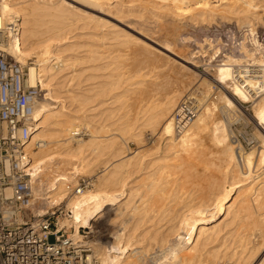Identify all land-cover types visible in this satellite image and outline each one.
<instances>
[{"label": "bare ground", "instance_id": "6f19581e", "mask_svg": "<svg viewBox=\"0 0 264 264\" xmlns=\"http://www.w3.org/2000/svg\"><path fill=\"white\" fill-rule=\"evenodd\" d=\"M161 1L168 3L167 8L169 6L173 14L171 18L175 17L177 21L187 17L190 20L187 22L196 20L199 24L205 21L212 23L213 20L215 23L217 18L220 21L234 18L235 24L246 27L250 35L255 32V24L263 21L262 15L257 13L255 0H160L159 3ZM74 3L98 12L106 7L114 8V4L110 6V0H0V25L6 28L17 18L21 26L20 38L9 39L6 51L26 65L27 85L35 87L39 82L44 92L36 103L35 128L30 132L25 150L30 157L28 169L34 196L39 199L36 192L41 191L45 210L51 211L63 205L69 214L60 222L58 229L65 228L69 239L79 241L83 239L79 230L89 229L90 233L97 225L96 221L105 215V222L109 224H103L108 229L114 228L111 236L108 234L109 240H106V245L94 240L90 243L99 264H237L234 263L237 254L240 264H264V88L258 90L261 87L260 76L254 69L264 70V42L252 39L253 48L249 49L246 36L243 37L238 54H223L217 64L214 63L211 73L199 71L198 85L193 81L194 88L188 95L185 92L190 91L192 79L184 77L175 89L168 94L163 92L166 95H160L158 99L151 89L143 87L144 79L140 75L135 80L131 78L133 75H125L120 67L121 61H118L122 60L121 55L120 58L118 55L110 56V60L115 61H107L108 58L107 62L100 61L103 59L100 56L102 48L104 51L111 44L120 49L122 46L127 48L129 41L124 37L120 40L121 34L111 32L115 29L97 34V38L92 39L97 43H89L87 37L88 42H78L75 34L67 36L76 21H82V27L89 26L90 21L102 22L99 17L75 7ZM262 4L258 7H262L261 14L264 15ZM154 5L153 9H157ZM104 40L116 42H102ZM204 42L211 48L210 60L214 62L221 54L219 47L213 46L210 39H204ZM197 44L199 50L195 53L202 55L205 45ZM184 62L190 66L178 63L184 71L196 72L191 71V68L194 70L199 66L196 62L185 59ZM99 70L109 72H101L99 78L96 73ZM80 81H86V89L82 87L81 91H76L73 86ZM213 86L215 101H204L210 97ZM182 94L183 97L195 98L200 110L185 131L176 136L172 114L182 100ZM131 96L139 104L132 116L127 103ZM246 103H251L249 113L243 108ZM121 110L125 111L120 114ZM217 111L222 114L219 116L221 119L215 118ZM241 113L258 129L255 137L259 145L252 146L250 152L244 151L232 139L227 128V122L238 120ZM111 118L114 120L104 124ZM146 130L154 136L153 142L148 148L146 146L147 149L131 153L128 144L133 142L141 147ZM82 134L88 138L77 137ZM206 156L212 158L207 162ZM98 158L102 159L100 166L96 165L100 171L95 173L94 170H98L92 167ZM199 165L203 172L214 171L212 173L220 175L218 178L209 177L206 184L201 180L205 186L200 185L201 182L196 184V179L201 178L198 175L201 172L197 173ZM81 175L94 176L92 190L74 191ZM179 179L194 190L180 187L182 182ZM177 180V183L181 182L179 187L175 183ZM219 217H228V225L235 223L231 225L235 229L231 230L233 234L234 231L247 230L253 232L254 238L251 235L247 237V231L241 233L243 235L237 242L233 240L236 233L232 237L230 231H225L219 236L222 231L216 223ZM237 234L240 235L239 232ZM227 236H231L233 245L238 243L240 249L232 248L231 244L229 252V246L225 244ZM256 237L260 239L259 243L258 240L254 242Z\"/></svg>", "mask_w": 264, "mask_h": 264}, {"label": "rangeland", "instance_id": "374dc122", "mask_svg": "<svg viewBox=\"0 0 264 264\" xmlns=\"http://www.w3.org/2000/svg\"><path fill=\"white\" fill-rule=\"evenodd\" d=\"M121 1V2H120ZM110 0V6L111 5H115L116 6V4L118 5V7H120V8H118L117 6H116V8H115V6L113 5V7L114 8H112L111 9V7H106V9L104 8V9H102V11H93V10H90V9H88V8H85L83 5H81L80 4V6L77 4H73L75 7H79L78 9H81V10H83V11H85L86 12V14H90L91 16H94V17H99V19L104 23H102V22H100L99 24H97L95 21H90V22H88V24H89V26L88 25H86L85 27H82L81 26V23H82V21H76L75 22V25L73 26V29H72V31H71V33L68 35L67 34V36H70V35H76L74 38L76 39V40H78V42H84L85 40H86V42H88L89 40H90V42L89 43H97V41L95 40V41H93L92 39L94 38V39H96L97 37H96V35L97 34H101V33H103L104 31H105V33H106V30L107 31H109V30H111V29H117L116 31L114 30V31H111V32H113L114 34L117 32V33H119L118 35H120L121 34V36L119 37V39L121 40V39H123V37H124V39H126V40H128L129 41V43H128V45H127V48H126V46L124 47V46H120L122 49H120V48H118V47H116V46H114L113 44H111V46L113 45L114 47H115V49H112L113 48V46H112V48H111V46H110V48L114 51V53H111V52H113V51H111V49L110 48H106L104 51H102L104 48H100L101 49V53H100V56L103 58L102 60H100L101 62L102 61H106V59H107V61L108 60H110L111 58H110V56H112V58H113V56H117L118 58H120L121 57V59L122 60H118V58H115L116 60H118V61H121V65L123 66V68H122V66H120L121 67V70L122 71H125V75L128 77V76H130L131 77V75H133L131 78L133 79V80H135V79H137V78H139L140 76H141V78H143L144 79V84H143V87H148L149 89H151V93L152 94H154L155 96V98H158V99H160L161 98V96L163 97V96H165L166 94H168L170 91H171V89L173 90V89H175L177 86H178V84H179V82H180V80H183V79H188L189 80V78H191L190 80H191V85L192 86H190L191 88H190V91L189 90H187L185 93L188 95V93L189 92H191L192 90H193V88H194V85H193V83L195 82V83H197L198 82V80H199V76H201V74H200V72L201 71H203V70H207L206 72H209V73H211L212 72V70H213V68H214V65L215 64H217L216 62H218V60H220V58H222L221 56H223V54H228V53H231V54H234V55H236V54H238L239 53V42L243 39V37H245L246 36V43H248L247 44V46H248V48L249 49H251V48H253L252 46V43H250L251 42V40L252 39H254V40H257L258 42H260V43H262V42H264L263 40H264V15H263V13L261 14V8L262 7H258V5L259 6H261V5H263L262 3H264V1L262 2V1H260V2H256V0H255V4L257 5V8L256 9H258L257 10V13H259V15H262L261 16V20H263L262 22H261V20L259 21V22H261V23H259L258 24V22H257V24H255L256 26V29L254 28V33H253V35H250V34H248V31H246V27L245 28H241L240 26H238V25H236L237 24V22H234V18H231V20H229V21H227V22H229V23H227L226 21H220L221 19H219V18H217V20H215V23H214V20L212 21V23H210L211 21H209V22H199V24L197 23V21L196 20H191V22H187V21H190V20H187L186 18L187 17H185V20L184 19H181L180 21L178 20L177 21V19H175V17H173V18H171V16L173 15V14H171L170 13V9H169V6H168V8H167V5H168V3L167 4H165L166 2L165 1H163V3H162V1H161V3H159V1L160 0H157V2H156V0L154 1V0ZM149 1V2H148ZM155 2V3H153V2ZM210 2H211V0H209ZM217 1V0H216ZM116 2H118V3H116ZM123 2H124V6H123ZM215 2V1H214ZM213 2V4H215ZM128 5H127V4ZM217 3V2H216ZM129 4H131V5H129ZM154 4H156V6H157V9H153V8H155V5ZM120 5H122V7L120 6ZM126 5L127 6H129V7H126ZM135 5V6H134ZM159 5H161V6H164V5H166V7H164V8H160V6ZM82 6V7H81ZM131 6V7H130ZM125 7V8H124ZM135 7V8H134ZM142 7V8H141ZM146 7V8H145ZM160 9H159V8ZM131 8H133V10L132 11H130V9ZM136 8H138V9H136ZM165 8H167V10L165 9ZM111 9V11H108V10H110ZM114 9H116V11H117V15H116V11L114 10ZM123 9H127L126 10V12H125V10H123ZM148 9L152 12H150V11H148ZM259 9H260V11H259ZM106 10V11H105ZM153 10V11H152ZM156 10V11H155ZM158 10L160 11V12H158ZM164 11L165 12V15H163V13L164 12H162V11ZM88 11V12H87ZM108 11V12H107ZM121 11H122V13H121ZM128 11V12H127ZM102 12V13H101ZM118 12H120V14L118 13ZM125 12V13H124ZM129 12H131V14L132 13H134V12H138L137 14L135 13V14H133V15H130V13ZM155 12V13H154ZM159 14L160 13V15H158L157 13ZM104 13V14H103ZM107 13V14H106ZM129 13V14H128ZM154 13V14H153ZM169 14V16L167 17V15ZM100 14V15H99ZM106 14V15H105ZM124 14V15H123ZM142 14V15H141ZM153 14V15H152ZM162 14V15H161ZM167 14V15H166ZM171 14V15H170ZM109 15V16H108ZM118 15H119V17H118ZM120 15H121V17H120ZM122 15H123V17H122ZM141 15V16H140ZM158 17H157V16ZM111 16H112V18H111ZM125 16V17H124ZM132 16V17H131ZM137 16V17H136ZM152 16H153V18H152ZM156 16V17H155ZM161 16V17H160ZM164 18H163V17ZM155 17V18H154ZM168 19H167V18ZM177 18V17H176ZM154 19H156V20H154ZM161 20V21H158V20ZM174 19V20H173ZM170 20H171V23H170ZM233 20V21H232ZM89 21V20H88ZM107 22V24H106V22ZM163 21V22H162ZM168 21V22H167ZM182 21H184L185 23L187 22V24H185L184 22H182ZM219 21V22H218ZM86 22H87V20H86ZM173 22V23H172ZM226 22V23H225ZM95 23H96V27H98V29H96V27H94L95 26ZM180 23V24H179ZM236 23V24H235ZM83 24V23H82ZM102 24V25H101ZM169 24H171V25H169ZM173 24V25H172ZM176 24V25H175ZM198 26H197V25ZM263 24V25H262ZM97 25H101V26H97ZM109 25V26H108ZM110 25H112L111 27H110ZM191 25V26H190ZM257 25H262V26H257ZM195 26V27H194ZM82 27V28H81ZM90 27V28H89ZM238 27H240V28H238ZM261 27V28H260ZM95 28V29H94ZM258 29V30H257ZM119 30H121V31H119ZM93 32H95L94 34L95 35H93L92 36V34H93ZM110 32V31H109ZM109 32H107L108 33V35H110V33ZM121 32V33H120ZM116 33V34H117ZM122 33H123V36H122ZM168 33V34H167ZM89 34H91V35H89ZM79 35V36H78ZM111 35H113V34H111ZM169 35V36H168ZM78 36V37H77ZM88 36H90V37H88ZM126 36V37H125ZM175 36V37H174ZM257 36V37H256ZM89 39V40H87V38ZM96 37V38H95ZM129 37V38H128ZM175 38V39H173V38ZM184 39H183V38ZM187 37H189V39L187 38ZM79 38V39H78ZM86 38V39H85ZM182 38V39H181ZM186 38H187V40H186ZM131 39H132V41H131ZM204 39H210V42H211V44L213 45V46H216V48H218L219 47V52H221V54H219L218 55V57L215 59V60H213L214 62H212L211 60H210V53H211V48H209V45H208V43L207 42H204ZM250 39V40H249ZM185 40V41H184ZM248 40H249V42H248ZM91 41H93V42H91ZM107 41H110L111 43L112 42H114L115 40H104V41H102V42H107ZM131 41V42H130ZM116 42V41H115ZM136 43V44H134V43ZM203 43L205 46H204V49L203 50H205V53H203L202 55L200 54V53H195L196 51H198L199 50V45L197 44V43ZM131 43V44H130ZM207 43V44H206ZM132 45V46H131ZM134 45V46H133ZM207 45H208V47H207ZM105 46H107V45H105ZM128 46L130 47V49L128 48ZM197 46V47H196ZM251 47V48H250ZM108 49V50H107ZM206 49L208 50V51H206ZM120 50V51H119ZM122 50V51H121ZM82 51V50H81ZM108 51H110V52H108ZM118 54H117V53ZM111 53V54H110ZM119 53H121V54H119ZM80 54V53H79ZM81 54H82V52H81ZM80 54V55H81ZM105 54V56H103ZM115 54V55H114ZM107 55V56H106ZM109 55V56H108ZM121 55V56H120ZM125 55V56H124ZM120 56V57H119ZM124 58V60H125V58H126V60L125 61H123V58ZM128 59V60H127ZM184 59L187 61H191L192 63H193V61H194V64H198L197 66V69H195L194 68V70H193V68H191V71H196V72H194V73H192V72H190V71H184L183 69H182V67H181V65L179 66V64L178 63H181V64H183V65H185V66H187V67H190L189 65H187V64H185V62H184ZM104 61V62H105ZM106 61V62H107ZM110 61H115L114 59H112V60H110ZM118 61H116V62H118ZM126 61H128V62H126ZM29 62H31V61H29ZM98 62V61H97ZM97 62H95L96 64H97ZM100 62V63H101ZM104 62H102V63H104ZM130 62V63H129ZM196 62V63H195ZM204 62L206 63V62H208V64L206 65H204ZM99 62H98V64H100ZM101 63V64H102ZM211 63V64H210ZM215 63V64H214ZM120 64V63H119ZM87 64H85V66H86ZM88 65H90V64H88ZM129 65V66H128ZM209 65H211V67L209 66ZM28 66V65H27ZM161 66V67H160ZM204 66V67H203ZM130 67V68H129ZM203 67V69H201ZM210 67V68H209ZM126 68H129V69H126ZM172 68V69H171ZM175 68V69H174ZM178 68V69H177ZM170 69V70H169ZM128 70V72H126ZM131 72H130V71ZM133 70V71H132ZM138 70V71H137ZM180 70V71H179ZM105 71V72H104ZM104 71H102V70H99V71H97L96 73L99 75V74H102V73H106V72H109V70H104ZM137 71V72H136ZM177 71V72H176ZM200 71V72H199ZM102 72V73H101ZM110 72H111V70H110ZM141 72V73H140ZM179 72V73H178ZM190 72V73H189ZM127 73H128V75H127ZM137 73V74H136ZM144 75H143V74ZM173 73V75H171ZM187 75H186V74ZM131 74V75H130ZM146 74V75H145ZM154 74V75H153ZM176 74V75H175ZM190 74V75H189ZM196 74H198V75H196ZM104 75V74H103ZM140 75V76H139ZM179 75H180V77H179ZM100 77L99 78H101V75H99ZM136 76H137V78H136ZM139 76V77H138ZM150 76H153L152 78H148V77H150ZM181 76H182V79H181ZM196 76V77H195ZM197 76H198V79H197ZM156 77V78H155ZM179 77V78H178ZM185 77V78H184ZM102 78H103V76H102ZM177 78V79H176ZM131 79V80H132ZM149 79V80H148ZM152 79H155L154 81H152ZM194 79V80H193ZM98 80H102V79H98ZM151 80V81H150ZM175 80V81H174ZM147 81V82H146ZM155 81H157V82H155ZM178 81V82H177ZM194 81V82H193ZM85 82V83H84ZM84 82H82V81H80V83H77V85H75V86H73L74 87V89L77 91V89H78V91H81V88L83 87H85V84H86V81H84ZM148 82H149V86H148ZM152 82L154 83V84H152ZM165 82V83H164ZM176 82H177V84H176ZM166 83H167V85H166ZM80 84H81V86H80ZM169 84H171V85H169ZM78 85L80 86V87H78ZM174 85V86H173ZM196 85H198V83L196 84ZM167 86V87H166ZM170 86H172V87H170ZM36 87H37V89L39 90V92H40V96H42V94L44 93L43 91H41V87H40V84H39V82L36 84ZM152 87V88H151ZM156 87V88H155ZM159 87V88H158ZM165 87V88H164ZM193 87V88H192ZM196 87V86H195ZM84 89H86V87L84 88ZM168 89V90H167ZM83 90V89H82ZM117 90H119V89H117ZM117 90H115V91H117ZM212 90H213V92L210 94V97L208 96L207 98H204V101H210V100H212V101H215V99L213 98V97H215L216 95V90L214 89V86L212 87ZM215 90V91H214ZM115 91H113V92H115ZM153 91H154V93H153ZM156 91H158V92H156ZM169 91V92H168ZM163 92L164 93H166V94H163ZM194 93H196V95L198 96V97H200L198 94H197V92H194ZM214 93V94H213ZM157 95V96H156ZM161 95V96H160ZM185 95V94H184ZM186 95V96H187ZM134 96V95H133ZM133 96H131V98L133 97ZM181 97H183V94H182V96ZM181 97H180V99H181ZM185 97V96H184ZM106 98H107V96H106ZM130 98V99H131ZM209 98V99H208ZM128 100V108L130 109V111H129V113H130V115L132 116L133 114H134V111H136V106H138L139 104H138V102L135 100V97H133V99H131V100ZM179 99V100H180ZM136 101V102H135ZM131 102V103H130ZM134 102H135V105H133L134 104ZM133 103V104H132ZM131 104V105H130ZM138 104V105H137ZM130 106H131V108H130ZM251 103H246V104H244L243 105V108L244 109H246V111L249 113L250 112V110H251ZM135 108V109H134ZM250 109V110H249ZM123 111H125V110H121L120 111V114L123 112ZM219 112L220 111H217L216 112V116H215V118H217V119H221L219 116H222V114L220 113L219 114ZM218 115V116H217ZM115 117H117V116H115ZM114 117V118H115ZM245 115H243L242 113L240 114V116H239V119L238 120H236V121H234V120H232V122H231V120H230V122L228 123L227 122V128H228V132H231V134H230V136H236V135H238V134H241L242 136H249L250 134H253L254 136H256V132L255 131H257L258 129H257V127H255V125L253 124V122L250 120L249 121V119L246 117ZM114 118H111V120L110 119H107V120H105L104 121V124H109V122H111L112 120H114ZM241 118V119H240ZM234 121V122H233ZM106 122V123H105ZM257 129V130H256ZM151 132L150 131H148V130H146L145 132H144V134H143V143H142V146L140 147L139 145H135V143H133V142H130L128 145H129V147H131V148H129V150L131 151V153L132 152H136L137 150L139 151V150H144V149H147L150 145H151V143L153 142V138H154V136L152 135V134H150ZM77 137H82V138H84V139H86V138H88L87 137V135L86 134H82V135H80V136H77ZM257 137V136H256ZM259 141V140H258ZM145 142V143H144ZM145 144H147V145H145ZM143 145H145V146H143ZM258 145H259V143H258ZM257 145V146H258ZM136 146H138V147H136ZM146 146H147V148H146ZM139 148V149H138ZM244 151H248V152H250L251 150H252V148H244L243 149ZM129 151V152H130ZM212 157H210V156H206V161L207 160H210ZM102 159H100V158H98L97 159V161L94 163V166L92 167V168H94L95 167V169L97 168V170L98 171H96V170H94V172L95 173H97V172H99L100 171V168L99 167H97L96 165H99V162L101 161ZM98 162V163H97ZM208 162V161H207ZM100 166V165H99ZM68 169H69V167H67ZM200 171H199V170ZM203 168H202V166H198L197 167V173L198 172H201V173H198V175H200L201 176V178L202 177H204L205 178V176H207L205 179L204 178H200V177H198V179H196V184H199L200 182V185H202V186H205L204 185V183L206 184V182L208 181V180H206V179H210L211 177H216V178H218L217 176L218 175H220L219 173L217 174V172L214 174V173H212V172H214V171H208V173L207 172H203V170H202ZM202 170V171H201ZM66 171H68L67 169H66ZM202 172H203V174H202ZM205 175V176H202V175ZM209 175V176H208ZM176 176H178V175H176ZM81 177H86V189H84V190H89V189H93L94 187H92L93 186V182H94V180H95V178H94V176H93V178H92V176H86V175H81ZM133 177L135 178V175H133ZM132 177V178H133ZM179 177H180V175H179ZM210 177V178H209ZM133 178V179H134ZM178 178V177H177ZM204 182V183H202V181ZM179 181H181V179H179ZM178 180L175 182V183H177V182H179ZM182 182V183H181ZM180 183H181V185H179L180 187H183V188H185V189H188L189 191H190V189H192V188H190L191 186L189 185H187L186 183H183L184 181L182 180ZM195 182V181H194ZM199 182V183H198ZM89 183V184H88ZM175 183L174 184H172V189L174 188V186H175ZM180 183H177V186H178V184H180ZM187 187H186V186ZM178 186V187H179ZM170 188V189H171ZM176 188V187H175ZM192 190H194V188L192 189ZM36 195H37V197L39 198V203H40V205L42 206V207H40L37 211L38 212H44L45 211V204H44V200H43V196L41 195V191H38V192H36ZM42 208V209H41ZM60 208H63L64 209V207H63V205L60 207ZM113 208H115V207H113ZM42 210V211H41ZM37 211H36V213H37ZM64 211H65V209H64ZM104 216L105 215H103L101 218H99L98 219V221H96V223H97V225L93 228V231H94V235L92 236V237H90L89 238V240H88V242L89 243H92V242H94V241H96V243L98 242L99 244H101V245H106V240L108 241L109 240V233H110V236H111V232L114 230V228L112 227V226H110V227H112V228H110V229H108L107 228V226L105 225V224H103V223H106V224H109L108 222H105V219H104ZM228 218V217H227ZM227 218H223V217H219L217 220H216V223H217V225H218V228H220V230H221V228H222V231H221V233L219 232V236H221L225 231H230L231 233H230V235L232 236V237H234L235 235V233H236V236L234 237L235 239H233L231 236L230 237H228L227 236V239H226V245L227 246H229V248L226 246V248H228L227 250L230 252L231 250H230V247H231V244H232V248H235L236 250H238V249H240V246L238 245V243H237V245H238V247H237V245L235 244L236 242H237V239H238V237H240L241 235H243L244 234V232L245 233H247L248 231L247 230H239V231H237V232H239L240 233V235L239 236H237L238 234H237V232H235L234 231V234H233V231H231V230H235L234 229V227H232V226H234L235 225V223H234V225H233V223L231 224L230 223V225H228L229 224V220L227 219ZM104 219V220H103ZM222 220V221H221ZM225 220V221H224ZM61 221H63V220H61ZM60 221V222H61ZM228 221V222H227ZM227 222V223H226ZM99 223V224H98ZM219 223H221V224H219ZM225 225H223V224ZM226 224H227V226H228V228H226L227 226H226ZM219 225H221V227L219 226ZM222 225H223V227H222ZM232 225V226H231ZM232 228H231V227ZM225 227V228H224ZM223 228H224V230H223ZM226 229H228V230H226ZM247 231V232H246ZM65 232H66V229H65ZM250 233L252 232V231H249ZM249 232L247 233V234H245L247 237L248 236H250L251 238H254V236H253V232H252V234H249ZM241 233H243V234H241ZM249 237V238H250ZM229 239H231V241L229 240ZM234 241H236L234 244L235 245H233V240ZM49 240L52 242L53 240H54V238L51 236L50 238H49ZM94 240V241H93ZM228 240V241H227ZM258 240V241H257ZM92 241V242H91ZM231 243H230V242ZM259 243V241H260V239L259 238H255V243H257V242ZM216 245L218 244L217 242H214ZM213 243V244H214ZM229 245H228V244ZM231 248V249H232ZM263 255V254H262ZM239 255L237 254L236 255V257H238ZM236 257H234V263H236L237 262V264H240V259H236ZM232 263H233V259H232V261H231ZM239 262V263H238Z\"/></svg>", "mask_w": 264, "mask_h": 264}, {"label": "built area", "instance_id": "2783aa9c", "mask_svg": "<svg viewBox=\"0 0 264 264\" xmlns=\"http://www.w3.org/2000/svg\"><path fill=\"white\" fill-rule=\"evenodd\" d=\"M20 35L17 18L6 28L0 25V264H99L88 242L94 231L81 229L83 239L72 240L65 228L58 229L60 221L69 216L63 208L36 213L42 206L32 190L25 146L35 128L40 92L36 86L27 85L26 65L6 51L8 40H18ZM254 69L260 76L259 90L264 88V70ZM199 110L198 101L191 96L179 101L172 114L176 136L185 131ZM232 139L243 149L258 145L253 134H238ZM75 189H86V177L78 178Z\"/></svg>", "mask_w": 264, "mask_h": 264}]
</instances>
